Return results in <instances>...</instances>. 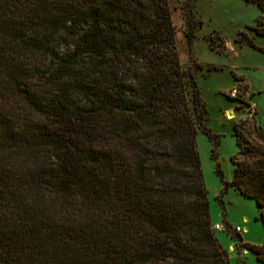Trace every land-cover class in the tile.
Returning <instances> with one entry per match:
<instances>
[{
  "label": "trees",
  "instance_id": "trees-1",
  "mask_svg": "<svg viewBox=\"0 0 264 264\" xmlns=\"http://www.w3.org/2000/svg\"><path fill=\"white\" fill-rule=\"evenodd\" d=\"M244 1L264 34V0ZM204 113L168 0H0V264H227ZM242 124L223 190L264 231V128ZM244 245L264 264V239Z\"/></svg>",
  "mask_w": 264,
  "mask_h": 264
},
{
  "label": "rangeland",
  "instance_id": "rangeland-1",
  "mask_svg": "<svg viewBox=\"0 0 264 264\" xmlns=\"http://www.w3.org/2000/svg\"><path fill=\"white\" fill-rule=\"evenodd\" d=\"M182 67L193 75L205 113L195 132V146L211 223L227 264H262L244 242L261 244L264 231L253 198L223 182L232 176L233 126L264 128V34L252 28L258 7L244 0H168ZM242 32L243 34H240ZM248 38L251 44L243 42ZM208 128L211 141L203 132ZM252 137V133L248 134ZM239 225V237L231 231Z\"/></svg>",
  "mask_w": 264,
  "mask_h": 264
},
{
  "label": "built area",
  "instance_id": "built-area-1",
  "mask_svg": "<svg viewBox=\"0 0 264 264\" xmlns=\"http://www.w3.org/2000/svg\"><path fill=\"white\" fill-rule=\"evenodd\" d=\"M212 229L214 230H224L227 231V225L225 223L222 222H214L211 224ZM231 227V231L234 233H239L241 231V227L239 225H233L230 226Z\"/></svg>",
  "mask_w": 264,
  "mask_h": 264
},
{
  "label": "water",
  "instance_id": "water-1",
  "mask_svg": "<svg viewBox=\"0 0 264 264\" xmlns=\"http://www.w3.org/2000/svg\"><path fill=\"white\" fill-rule=\"evenodd\" d=\"M245 250H247V249L245 248Z\"/></svg>",
  "mask_w": 264,
  "mask_h": 264
},
{
  "label": "crops",
  "instance_id": "crops-1",
  "mask_svg": "<svg viewBox=\"0 0 264 264\" xmlns=\"http://www.w3.org/2000/svg\"><path fill=\"white\" fill-rule=\"evenodd\" d=\"M214 223V222H213Z\"/></svg>",
  "mask_w": 264,
  "mask_h": 264
}]
</instances>
